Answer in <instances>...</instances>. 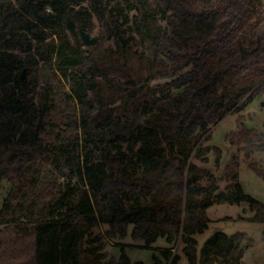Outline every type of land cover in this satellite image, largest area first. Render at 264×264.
I'll return each instance as SVG.
<instances>
[{
  "label": "trees",
  "instance_id": "1",
  "mask_svg": "<svg viewBox=\"0 0 264 264\" xmlns=\"http://www.w3.org/2000/svg\"><path fill=\"white\" fill-rule=\"evenodd\" d=\"M261 92L264 0H0V264H143L105 250L129 225L172 244L150 264H179V240L187 264H241L245 233L199 250L195 235L215 202H248L259 222L264 204L238 154L224 191L190 158L206 161L211 125ZM227 139L263 146L244 127Z\"/></svg>",
  "mask_w": 264,
  "mask_h": 264
},
{
  "label": "rangeland",
  "instance_id": "2",
  "mask_svg": "<svg viewBox=\"0 0 264 264\" xmlns=\"http://www.w3.org/2000/svg\"><path fill=\"white\" fill-rule=\"evenodd\" d=\"M238 127L257 131L262 138V148L255 149L249 156H246L244 151L238 149L237 145L231 144L227 135ZM209 133L210 137L202 143V146L207 148L205 154L207 160L195 158L194 152L190 159L198 166L212 171L219 185L218 191H224L231 182L225 179L223 170L231 156L234 153L238 154L239 183L244 192L264 204V92L257 94L242 110L228 113L220 121L211 125ZM216 147L220 152L218 158H216ZM251 164H254L257 169L253 168ZM199 182L208 185L210 181L204 177L199 179ZM8 186L9 183L6 179L0 184V206ZM205 212L210 221L202 233L195 235L197 250L216 231L227 234L243 232L248 236L249 242L245 241L243 245L241 264H264V235L262 233L264 222L248 219L254 215L248 202H215L208 206ZM225 217L232 219H225ZM104 228L105 226L102 225L98 229L104 230ZM131 229L132 225H129L128 234L122 239H107L105 250L108 256L111 255L118 259L125 252L131 262L141 261L143 264H150L153 255L161 256L160 249L172 245L162 236L157 237L150 245H146L143 239L131 237ZM182 246L183 243L179 240L173 244L172 251L180 255L179 264H187V257L182 252Z\"/></svg>",
  "mask_w": 264,
  "mask_h": 264
},
{
  "label": "water",
  "instance_id": "3",
  "mask_svg": "<svg viewBox=\"0 0 264 264\" xmlns=\"http://www.w3.org/2000/svg\"><path fill=\"white\" fill-rule=\"evenodd\" d=\"M80 35L82 38V41L84 43L85 46H90V45H94L97 42V37L94 35H91L85 31H83L82 29H80ZM24 74L22 73V76ZM245 244V242L242 243V246Z\"/></svg>",
  "mask_w": 264,
  "mask_h": 264
},
{
  "label": "built area",
  "instance_id": "4",
  "mask_svg": "<svg viewBox=\"0 0 264 264\" xmlns=\"http://www.w3.org/2000/svg\"><path fill=\"white\" fill-rule=\"evenodd\" d=\"M262 233H263V235H264V230H263V232H262Z\"/></svg>",
  "mask_w": 264,
  "mask_h": 264
}]
</instances>
